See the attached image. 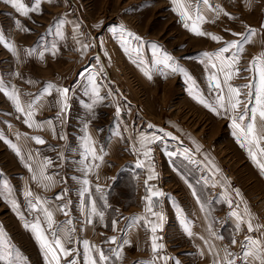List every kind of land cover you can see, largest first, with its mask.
Segmentation results:
<instances>
[{"label":"crops","instance_id":"1","mask_svg":"<svg viewBox=\"0 0 264 264\" xmlns=\"http://www.w3.org/2000/svg\"><path fill=\"white\" fill-rule=\"evenodd\" d=\"M66 1L74 3L73 0ZM92 1L97 2L96 0ZM212 1L209 0V4L213 8L199 3V10L206 18V22L199 26L204 25L206 33H210L208 32L209 20H216V24L220 27V31L213 29L210 34H224L223 30H226L231 35L229 40L233 39L234 36L230 32L231 24L229 21L235 20L238 25L241 21H244L243 27L248 29L247 24L251 20V28L256 30V35L251 38V41L243 44L241 54H239L240 52L235 53V50L230 52L238 57L237 68L239 73L233 75L228 81V86L239 90L240 100L247 95L245 94L246 82L251 80V82L255 81L259 84L258 66L250 67V61L253 57H259L264 52V29L261 28V25L264 24V0H216V4H213ZM20 2L31 9L35 0H20ZM60 2H65V0H39L38 11L30 10L27 15H21L9 2L0 0V18L11 21L7 25V28L9 27L7 35L12 34V41L9 43L15 50L12 65L14 68L19 67L18 70H15L20 74V78L18 75L19 85L14 87V91L19 94L23 106H27L29 103L38 105L34 109L35 114L32 121L44 122L41 128H37L35 124L33 127H28L24 123L25 116L14 110L18 114L16 118L19 119L14 128V141L2 144L0 149V152L3 151V153H0L2 177L11 181L13 185L12 193L0 189V198H8L9 202L12 200L10 203L13 205L14 210V214H10L12 218H6L2 221L13 226L14 229L11 233L13 239L21 240L11 247L15 253V257L11 259L14 264H35L33 261H37V259L40 260L41 264H47L45 253L35 239V234L30 227L38 222L49 242L55 236L61 239L65 249L70 250L69 255L60 257L59 264H70L72 260H75L76 264H85L87 249L84 241H87L89 246L94 245L96 248L103 250L105 255L109 257L107 264H216L218 259L224 257L223 249L227 248L228 242H231L233 238L235 239L238 221L231 215L232 211L235 210L229 206L228 200H224L220 196L219 198L223 200L225 208L217 212L213 211V218L206 210L205 201L201 199L195 188L182 181L184 184L182 188L189 200V216L191 218V220L185 221L187 215L184 214L183 216L182 211L186 212V208H184V203L176 198L175 194L177 193L167 189L166 185L165 190L159 186L158 180L161 177H166L165 172H156L149 161V157L143 155L144 152L149 153L147 148L149 143L155 137L158 138L159 135L154 134L152 131L143 133L144 142L141 143L140 140L138 144L141 147L140 152L135 153L130 150L131 153L126 155L123 153L127 151L123 152V149H118L126 146L125 140L118 138L116 123L109 121V118L106 117L103 119L107 112L106 108L109 109V107L104 102L102 84H107L110 78L99 74L105 73V69L110 68L109 71H111L113 68L114 65L111 63L110 56L106 60H101L100 52H97L98 60H96L94 51L91 53L88 52L90 50L88 49L85 53L80 50L81 42L79 44L74 42L75 48L72 50L67 45L68 43L59 44L52 38L53 33L63 34L62 29L67 25L77 35L78 40L82 36L81 38L84 41L85 30L91 34L97 31L95 26L98 25L99 17L94 18L92 16L90 19V16L94 14L93 12L87 13L89 19H87V24H90L91 21L93 26L88 27L86 23L84 25L85 21L83 17L81 18L80 11H77L79 22H76L72 17L71 11L52 14L53 3ZM197 4L195 5V11ZM218 10L221 15L215 17L214 13ZM224 12L230 13L234 18H228L223 14ZM53 19L61 20L63 28L60 27L55 31L54 25L51 23L55 24ZM32 20L42 27L37 32L34 31V37L29 38L30 22ZM75 24L79 27L77 28ZM14 26H18V32L14 31ZM245 28L236 32L245 33L247 30ZM237 39H239L238 36ZM83 43L88 45L87 41ZM99 48L97 50H100ZM1 49L0 44V51H2ZM78 50L81 51L79 56L76 52ZM209 50L207 46L204 47L205 53ZM64 51H68L65 59L63 58ZM41 52L43 53L42 56ZM57 53L64 61L75 59L76 62H71L72 65L69 64L74 67L75 71L79 66L87 63L89 72L78 75L75 85H72V81L67 79L72 78L69 74L65 76L66 81L62 78V74L59 75L61 77L57 76L56 73L53 74V72L51 75V67H56L55 61L46 56ZM230 53L225 54L228 56ZM2 58L4 57H0V61L3 60ZM213 59L217 65L222 83V90L218 93L222 92L227 97L228 86L223 83L224 76L220 71V63L215 58ZM5 63L7 64V62L2 64ZM37 68H41L39 72ZM47 68L50 71V77L48 78L40 75ZM90 69L97 70L98 73L92 72ZM74 70L73 72H75ZM135 73L142 84L143 97L149 98L155 93L152 90L155 81L160 82L158 75L149 73L151 79H148L143 71L139 69H136ZM115 81L113 82L116 83ZM48 83L58 88L69 89L63 112L60 111L61 104L58 102L60 97L56 88L50 90L51 95L42 94L37 96L35 101L33 100L34 95L42 93ZM93 86H95L98 96L93 93ZM125 87L127 95H131L132 91L126 85ZM256 89L253 91L254 97ZM156 94L159 96L158 88H156ZM161 97H163V92H161ZM254 106L256 107L255 101ZM127 113L131 115L129 109H127ZM241 113L245 114L244 108L241 109V107L234 112L219 110L218 114L208 109L203 113V116L198 117L199 119H194L196 113L191 112L190 116L194 117L188 120L189 123L193 124L191 130L186 125L181 127L180 124L172 122L170 118H164V122L175 125L174 129L176 131L177 127L184 130L176 141L180 146V150L185 149L189 157L195 160L198 159L201 163L206 164L208 167L211 166L214 171H217L216 160L223 152L218 155L206 139L204 141L198 139L190 131L196 130L199 123L200 130L209 137L212 133L213 122L216 121L219 128H221V125L224 126L221 132L217 131V135L220 134L228 138L229 131L236 133L237 130L232 127V123L233 119ZM249 114L251 116V113ZM213 117H215L214 120ZM237 122L245 127L239 120ZM253 123L257 127L261 125L258 114ZM163 129L161 128V130ZM125 130L128 131L126 126ZM125 130H123V133ZM224 132H226L225 136ZM254 133L257 134L255 131ZM263 135H259L255 143L248 144L250 148L258 149L259 155L257 157L260 162H264V156H261L259 151ZM241 136L244 138L243 135ZM32 137H40L45 143L36 144L31 139ZM122 143L124 144L122 145ZM11 145L16 146L20 155H17V151ZM89 146L94 150L95 155L102 157V159L94 160L92 155L86 151ZM137 161H140L143 166L136 167ZM214 164L215 168L213 167ZM255 167L254 173L257 181L250 185L249 191L262 193L264 190V175H261L257 165ZM247 168L250 170L249 163L241 170L247 171ZM149 176L153 178L148 180V187L153 191L163 193L159 197H154L151 204L144 199L148 194L145 180ZM176 177L180 181L179 176ZM85 179L89 181L90 191L89 194L82 196L83 180ZM97 186L101 189L100 192L96 191ZM237 190L239 196L236 194ZM193 191L197 193L200 203H197V197L193 196ZM234 191L235 198L243 205V209L236 212L246 220L250 219L253 226L256 227L258 208L264 207V204L260 203L258 207H252L247 200L243 187L239 186ZM28 192H31L32 196H28ZM58 194L59 199L57 198ZM37 199L40 201L38 205L36 204ZM93 203H95L98 212H103V218L92 213ZM33 205L36 206L33 207ZM148 207L152 208L151 212L146 211ZM4 208L5 210L8 209ZM17 208L20 214L15 213ZM45 211L52 213V228L48 227ZM29 213L33 214L32 219L27 218ZM153 213L156 215H153ZM179 216L183 217L182 219L187 223L192 232L191 236L185 233L181 224L182 219L179 220ZM89 219L92 223H88ZM212 219L222 223L220 230L216 229ZM113 220L118 221L115 230L112 226ZM2 221L0 222L3 223ZM131 221H135V223H130ZM152 224L157 225V231L154 234L157 237V243L163 245V248L159 249L157 253H153L151 248L153 233L150 229ZM228 224L233 231L231 238H228L223 232V225ZM26 225L29 227H26ZM168 225L170 231L166 235L165 229ZM74 226L78 228H74ZM74 231H78V234H75ZM111 237L117 238L115 244L108 242ZM217 237H222V239ZM125 240L129 243L124 244ZM113 249L119 252V258L112 251ZM90 255L99 261L98 254L94 249ZM161 257L164 259H161ZM50 260L51 257H48V261Z\"/></svg>","mask_w":264,"mask_h":264},{"label":"rangeland","instance_id":"2","mask_svg":"<svg viewBox=\"0 0 264 264\" xmlns=\"http://www.w3.org/2000/svg\"><path fill=\"white\" fill-rule=\"evenodd\" d=\"M73 1L74 3L66 0L62 3H53L52 14H61V12L71 11L72 17L76 22H79L80 19L77 18V11H80V16L81 18L83 17V20L85 21L84 25L87 24V13L93 12L94 14L90 16V19L92 16L94 18L99 17L98 25L95 26V28H97L95 33L91 34L85 30L84 41L88 42L89 47L84 52L86 53L88 49H90L88 52L92 53L94 51L96 60H98L97 52H100L101 60H106L110 56L111 63L114 65L111 71H109L110 68L107 67L108 69L104 68L106 70L105 73L99 74H102V76L106 78L107 76L110 78V80L107 81V84H102L104 102L106 106L109 107V109L106 108L107 112L103 119L106 117L107 119L109 118V121L116 123L118 138L120 140H125L126 146L119 147L118 149H123V152L127 151L123 153L126 155L131 153L130 150L135 153L140 152L141 147H139L138 144L143 137V133L145 134L146 131H152L154 134L159 135V137H155L147 147L149 150V161L154 166L156 172L162 171L166 174V177H161V179L158 180L159 186L165 190L166 185V188L177 193L175 194L176 198H178L181 203H184L186 212H182L183 216L184 214L187 215L185 221L191 220V218L189 216V200L182 188V185H184L183 182L195 188L201 199L205 201L204 205L206 206V210H208L213 218V211L217 212L218 210H223V208H225L223 200L219 198L220 196H222L224 200L231 201V208L235 211H241L243 209L242 202H239L235 198L234 190L239 186L244 188L250 206L258 207L260 203L264 204V190L262 193L249 191L250 185H252L254 181H257L256 174L254 173V169L256 170V164L249 156V149L256 153V155H259L257 148H250L247 141L241 136L240 140L246 144V146L242 147L241 143L238 142V135L232 131H229L230 135L228 138L225 136L226 132H224L225 137L220 134L217 135V131L221 132V129L224 128V126L221 125V128H219V125H216V121L213 122L212 133L210 132L211 136H209V138L200 130L201 128L198 123V128L194 131H190V133L203 141L206 139L207 142L213 146V150H215V153L217 152L218 155L223 152L216 160L217 171H214L211 166L208 167L198 159L195 160L192 157H189L185 149L180 150V146H178L176 141L184 130L177 127L176 131L174 129L175 125L169 122L166 124L164 122V118H170L172 119V122L174 121L175 123L180 124L181 127L182 125H186L187 128L190 127L191 130L193 124L189 123L188 120L189 118L193 119L194 117L190 116V113L195 112L194 119H196L199 116H203V113L209 109L199 103V99L202 98L212 106H217V93L222 90V87L221 89H216L209 78L211 76H216L217 80L221 83L220 76L217 67H212V64H214L213 58L215 57L213 56L209 59V57L205 56L204 47L207 46V48L210 49L207 53L213 54L226 42L236 40L237 36L234 35L233 39L229 40L231 35L228 31L223 30L225 32L224 34H214L215 36L220 37L219 42H217L213 41L208 36L194 35L184 26V22L181 20L180 16L177 15V12L173 11V8L177 7V4H174L172 0ZM178 3L185 4L188 9L195 14V5L198 3V0H178ZM212 3L216 4V0H213ZM220 15L219 10L214 13L215 17H220ZM10 22L11 21L5 18H0V35H2L8 43L12 41V34L7 35V29L9 28H7V25ZM54 22L55 24H53V22L51 23L54 25L55 31L63 26L61 20H54ZM229 22L231 24L230 32L232 33H237L236 31H242L245 28L243 27L244 21H241L240 25H238L235 20ZM216 23V20L208 21V32L212 33L213 29L220 31V27ZM189 24H191V21H189ZM247 25L251 28V20ZM87 26H92L91 21ZM121 26L125 30L124 34L119 31ZM15 27L18 28V26H14V28ZM41 27L42 26L34 23V20H32L30 22L29 38L34 37L35 32ZM200 29L205 32L206 28L204 25H201ZM62 30L64 31L63 34H52V38L59 44L68 43L67 45H69V48L72 50H74V44L77 43V41L81 42L80 44H84V41L81 38L82 36L78 40V37H76L77 35L71 31L70 26L66 25ZM128 32L132 33L134 36L140 37V40L129 38V43L125 45L121 42L122 36L126 35ZM0 44L2 47L0 57H4L2 58L3 60L0 61V82L3 83L8 91H13L14 87L19 85L18 82L20 78V74L15 71L18 70L19 67L14 68L12 65L13 59L15 58V52L12 54L3 43ZM153 45H157L159 51L154 49ZM98 48L100 50H97ZM67 52L68 51H64V59ZM76 52L79 56V52L81 51L78 50ZM164 54L171 56L172 61L170 63H174L179 69H182V71L173 72L171 68H165L163 64H157L156 60L162 59ZM231 54L233 53H230V55ZM239 54H241V52ZM46 57L55 61L54 63L56 67H51V75L52 72L53 74H58L57 76L62 74V78H64L65 81L67 79L72 81V85H75L78 75L81 73L87 74L89 72L87 63L79 66L75 71L74 67L69 64L72 65L71 62H76V60L64 61V59H61L59 53L49 54ZM74 58H76V56H74ZM141 61H143L142 64L140 63ZM1 62H7L9 65L6 63V65L2 64ZM237 66L238 63L235 65V68H237ZM37 69L39 72L41 68ZM136 69L143 71V73L147 70L148 73H155L159 77L160 82L155 81V84L153 85L154 88H152L155 93L149 98H145V96L143 97V87L135 73ZM20 70L22 71L23 69ZM73 70L75 72H73ZM90 71L97 72V70L94 69H90ZM68 74L72 77L71 79L65 78ZM40 75L48 78L50 77V71L47 68L46 71L42 72ZM114 80H116V83L113 82ZM245 84L247 88L245 91L246 93H244L247 95L240 99L241 104L239 107H241V109L244 108L245 112V105H247L245 120L240 121L246 126L247 123L253 122L249 119V113H251V109L255 107L253 91L259 84L255 81L251 82V80ZM125 85L132 91L131 95H127L125 92ZM156 88L159 89V96L156 94ZM161 92H163V97H161ZM117 107L120 108L119 116L116 115ZM127 109L130 110L131 115L127 113ZM14 110L13 102L4 93L0 92V137L3 138L0 139V149L2 148V144H8L14 141V128L19 122V119L16 118V115L18 114H16ZM214 118L215 117H213V120ZM149 125L152 127H149ZM125 126L128 128V131L125 130ZM161 128L164 129L161 130ZM123 130H125L124 133ZM185 131L189 132L187 130ZM258 137V134L253 133L251 139L256 140ZM261 142L260 150H264V135ZM123 144L124 143H122V145ZM150 146H153V148L151 149ZM154 149H157L160 152L161 162L159 165H155L151 160V152ZM0 153H3V151ZM247 163L250 165V170L247 168V171H242L241 169L245 168ZM213 167L215 168V164ZM1 170L2 169L0 168V189L12 193L13 185L11 181L2 177ZM226 171L232 182L230 179H227ZM210 175H212L211 178H214L223 191L226 190L225 194H212L211 186H208L203 181L205 180L204 178L208 179ZM176 176H179L180 181ZM232 183L235 185V188L232 187ZM10 202L8 198H0V221L5 220L6 218H12L10 214L13 215L14 210L13 205ZM4 207L8 209L5 210ZM258 209L256 224H258V220H264V207ZM15 213L20 214L18 208ZM27 218L32 219L33 214H27ZM182 218L183 217L179 216V220ZM243 219L247 221L245 218ZM212 220L216 229L220 230L222 223H219L216 219ZM223 226L224 234L228 236V238H231L233 232L232 227L229 224ZM74 228L78 227L74 226ZM13 229L14 228L11 224L0 222V248H7L11 253V258L15 257V253L12 251L11 247L16 244V242L21 241L16 238L13 239L11 236ZM165 230L167 235L170 231V226L168 225ZM74 232H76L75 234H78V231ZM238 235L239 232L236 231L235 239H237ZM233 246L235 245L228 242L227 249L234 254ZM33 262H35V264H41L39 259H37V261L34 260ZM236 264H242V262Z\"/></svg>","mask_w":264,"mask_h":264},{"label":"snow or ice","instance_id":"3","mask_svg":"<svg viewBox=\"0 0 264 264\" xmlns=\"http://www.w3.org/2000/svg\"><path fill=\"white\" fill-rule=\"evenodd\" d=\"M6 2H9L11 4V6L13 8H15L16 11L18 13H20L21 15H27L30 10L31 11H38L39 10V0H35V3L31 9L27 8L23 3L20 2V0H6ZM172 2L174 4H177V7L173 8V11L177 12V15L180 16L181 20L184 22V26L189 31H191L194 35L208 36L213 41L219 42L220 37L212 35L210 33H206L204 31H202L199 27L200 24L206 22V18L201 14V12L199 10V3H203L204 5H207L209 8H213V6L209 4V0H198L197 9H196L194 16L185 4L178 3V0H172ZM223 14L230 19L234 18L231 16L230 13L224 12ZM189 21H191V25L189 24ZM76 27L78 28L79 25H77ZM261 28L264 29V24L261 25ZM119 31L122 34L125 33V30L123 29L122 26L119 29ZM232 34L235 36H238L240 38L238 40L227 42L223 47L218 49L213 54H209V53L204 54L205 56L209 57V59H211L214 56L215 59L217 61H219L220 71L223 73V76H224L223 83L226 86H228V81L233 77V75H238L239 69L235 68V65L238 63L237 55L231 54L229 56H225L224 54L230 53L231 50H235V52H241L243 50V44L251 41V38L256 35V30L249 27L247 29L246 34L245 33H232ZM129 38L135 39V40H140V37L134 36L132 33L128 32V33H126V35L122 36L121 42L124 43L125 45H127L129 43ZM0 43H3L4 46L10 52L15 51L13 46L10 43H8L2 35H0ZM77 43H80V42L77 41ZM88 47H89V45L82 44L80 50L85 51V50H87ZM153 48L156 49L157 51H159V48L157 45H153ZM42 55H43V53L41 52V56ZM171 61H172V57L167 55V54H164L162 59L156 60V63L157 64H163V66L165 68H171V70L173 72L182 71V69H179L174 63H170ZM140 63L142 64L143 61H141ZM256 66H258V71H259V85H258V87L256 89V93H255L256 107H253L251 109V116L249 117V119L251 121H255L257 118V114H258L259 121L261 122V125L259 127H257L253 122H249V123H247V125L245 127H242L241 124L237 122V120L244 121L245 120V114L244 113L239 114L238 117L233 119L232 127L235 130H237L236 134L238 135V142L241 143L242 147L246 146V144H245V142H242L240 140V135L244 136L245 141H247L248 144H252V143L256 142L254 139H251V137H253L254 131L258 135L264 134V52H262L259 57H253L252 61H250V67H256ZM212 67L215 68V67H217V65L214 63V64H212ZM144 75L148 79H151V76L149 75V73L147 71H144ZM209 79L213 82L214 87L216 89H221V87H222L221 83L217 80L216 76H211ZM53 88H56V90L59 93L60 100L58 102L61 104L60 111L63 112L64 107L66 106L64 102L66 101L67 93L69 92V89H67V88H58L57 86H55L51 83H48L46 85V87L43 89L42 93H37L34 95L33 100L35 101L37 96H40L42 94L43 95H51L50 90ZM227 91H228L227 97L222 92L218 93L217 100H216L217 107H213L211 104H209L206 100H204L202 98L199 99L198 102L203 104L206 108H209V110H211L213 112H217V114L219 113V110L233 111L234 112L239 108V106L241 104V101L239 100L240 93H239V90L237 88H234L231 86H228ZM0 92L4 93L13 102V104L15 106V110L17 112L22 113L25 116L24 123L28 127H33L34 124L37 128L42 127L44 122H33L32 121V117L35 114L34 109L38 105H36L34 103H29L27 106H23L19 94H17L14 90L8 91L2 82H0ZM93 93L97 94V96H98V93H97L95 86H93ZM89 107H91V105H89ZM246 111H247V105H245V112ZM116 115L117 116L120 115V108L119 107H117V109H116ZM48 123L50 124V122H48ZM149 127H152V126L149 125ZM61 138H63V137H61ZM0 139H3V138L0 137ZM31 139L34 140V142L36 144H44L45 143V141L40 137H32ZM143 142H144V138L142 137L141 143H143ZM11 147L17 151V155H20V152L18 149H16L15 145H11ZM86 151H88L92 155V158L94 160L102 159V157L95 155L94 150L90 146L86 148ZM260 154H261V156H264V150H260ZM143 155L147 157V156H149V153L144 152ZM170 155H173V154H170ZM249 156L253 160V162L257 165V167L260 169L261 175H264V162L258 161L256 153H254L251 149H249ZM96 166L98 167V165H96ZM142 166H143L142 163L140 161H137L136 167L139 168ZM30 170H32V169L30 168ZM152 178H153L152 176H149L145 180V187H146V191L148 194L144 199L146 201H148L149 204H151L153 202L154 197H159V196L163 195V193L158 192V191H153L151 188L148 187V180H151ZM34 179H35V177H34ZM83 185H84V187H83V190L81 192L82 196L89 194V191H90L89 187H88L89 181L87 179L83 180ZM190 187H191V185H190ZM96 191L97 192L101 191L99 186H97ZM236 194H237V196H239L238 190L236 191ZM27 195L32 196V193L28 192ZM193 196L197 197V193L195 191H193ZM57 198L58 199L60 198L59 194L57 195ZM39 203H40V201H39V199H37L36 204L38 205ZM197 203H200V200L198 197H197ZM231 204H232V202L229 201L230 207H231ZM35 206L36 205H33V207H35ZM105 206H107V205H105ZM91 211L93 214L98 215L101 218H103V212L97 211L95 203H93ZM146 211L151 212L152 208L148 207L146 209ZM45 215L47 217L48 227L52 228V224H53L52 213L45 211ZM153 215H156V214L153 213ZM231 215L233 217H235L236 220L238 221V223L236 225L237 232L240 229V223H246L247 230L249 233L261 232V237L253 238L252 236H246L244 242H238L234 238L231 240V243L233 245L240 243L241 247L244 249L242 264H264V231H261L260 227H254L253 223L250 219L247 221H244L243 217L241 215H239L236 211H232ZM69 223H71V222L69 221ZM88 223H92L91 219L88 220ZM117 223H118V221H116V220L112 221L113 230H115ZM130 223H135V221H131ZM181 224L184 227L185 233L188 234L189 236H191L192 232L190 231V228L188 227L187 223L183 219L181 220ZM26 227H29V226L26 225ZM30 227H31V230L33 231V233L35 234V239L39 243L42 251L45 253V258H46L47 264H59L61 256H67L70 254V250L64 248V245H63L61 239L53 236L52 241L49 242V240L46 238L44 230L41 229L38 222L32 224ZM150 230H151V233H153V235L151 237L152 252L157 253L159 249L163 248L162 244L157 243V237L154 235L157 231V225L152 224ZM217 238L222 239V237H217ZM108 242L115 244L117 242V238L111 237L108 240ZM127 243H129V242L127 240H125L124 244H127ZM84 245L87 249V251L85 253V264H107L109 257L107 255H105L103 250L96 248L94 245L89 246L87 241H84ZM93 249L98 254L99 261H97V259H95L92 255H90V253L93 251ZM112 251L115 252L117 257L119 258V252H117L115 249H113ZM223 252H224V257L218 259L216 261V264H236L237 257L233 253H231L227 248H224ZM48 257H51L50 261H48ZM161 259H164V258L161 257ZM0 264H14V261L11 259V253L7 248H0ZM70 264H76V261L72 260V261H70Z\"/></svg>","mask_w":264,"mask_h":264},{"label":"built area","instance_id":"4","mask_svg":"<svg viewBox=\"0 0 264 264\" xmlns=\"http://www.w3.org/2000/svg\"><path fill=\"white\" fill-rule=\"evenodd\" d=\"M14 31H18V28L15 27L14 28ZM150 148L152 149L153 146H150ZM159 153L160 152L157 149H154L151 152V154H152L151 160H152V163H154L155 165H159V163L161 162V160H160V154ZM211 176L212 175H210V177H208V179L207 178H204L205 180H203V181L208 186H211L212 194L213 195H223V194H225L226 190L223 191V189H221V187L218 186V184L216 183V181L214 180V178H211ZM226 177H227L228 180L230 179V181H231V178H230L229 174L227 173V171H226ZM212 185H213V187H212ZM232 187L235 188V185L233 183H232ZM263 224H264V220H261L260 219V220H258V224H257L256 227H260L261 228V231H264ZM238 232H239V235H238V237L236 239L238 242H244L246 236H252L253 238L261 237V232L249 233L248 230H247L246 223H240V229H239ZM233 252H234V255L237 257L236 263H241L242 260H243V256H242L243 248L241 247V244L240 243H237V244H235V246H233Z\"/></svg>","mask_w":264,"mask_h":264}]
</instances>
